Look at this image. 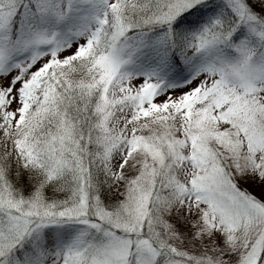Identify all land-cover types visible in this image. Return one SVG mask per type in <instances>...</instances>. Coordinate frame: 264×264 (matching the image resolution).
<instances>
[{"label": "snow or ice", "instance_id": "obj_1", "mask_svg": "<svg viewBox=\"0 0 264 264\" xmlns=\"http://www.w3.org/2000/svg\"><path fill=\"white\" fill-rule=\"evenodd\" d=\"M0 264H264V0H0Z\"/></svg>", "mask_w": 264, "mask_h": 264}]
</instances>
